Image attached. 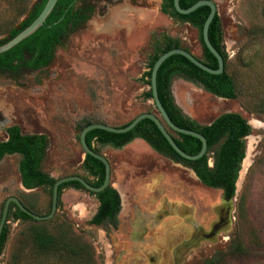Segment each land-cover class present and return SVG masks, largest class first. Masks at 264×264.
I'll return each mask as SVG.
<instances>
[{
  "label": "rangeland",
  "instance_id": "rangeland-1",
  "mask_svg": "<svg viewBox=\"0 0 264 264\" xmlns=\"http://www.w3.org/2000/svg\"><path fill=\"white\" fill-rule=\"evenodd\" d=\"M35 1L0 0V39ZM161 1L97 0L95 15L63 41L48 67L0 75V122L8 118L23 134L46 136L44 172L93 180L81 166L83 120L121 126L155 111L143 77L155 37H175L203 58L198 30L162 13ZM215 3L235 97L215 96L181 76L173 78L171 92L181 111L200 124L236 112L250 125L233 197L223 200L221 190L204 186L189 167L144 143L115 150L93 142L109 158L110 181L121 195L117 226L105 230L89 223L94 196L65 186L52 217L7 215L0 264H264V0ZM5 138L0 129V140ZM19 159L9 154L0 161V215L12 195L32 212L48 214L50 188H24ZM37 233L52 244L40 249Z\"/></svg>",
  "mask_w": 264,
  "mask_h": 264
},
{
  "label": "trees",
  "instance_id": "trees-1",
  "mask_svg": "<svg viewBox=\"0 0 264 264\" xmlns=\"http://www.w3.org/2000/svg\"><path fill=\"white\" fill-rule=\"evenodd\" d=\"M76 1L57 0L44 23L35 32L7 51L0 53V68L15 70L19 63L31 68L48 65L54 57V47L63 45L61 39L67 37L68 31L71 30L69 23L71 22L72 26H76L78 23L76 19L82 21V19L87 17L86 15H80V12L84 11L82 7L79 6L74 9ZM196 1L179 0V5L182 8H187ZM45 2L46 0L33 2L25 17L15 27L10 28L6 36L0 39V44L28 25L43 8ZM163 12L180 21L188 22L198 30L203 54V58L199 59L207 66L216 68V58L205 47L201 36L202 26L208 15L209 7L202 5L188 14H180L174 9L172 0H164ZM208 38L223 58V72L219 74L208 73L186 57L180 54H173L160 64L156 74L158 97L168 116L176 125L196 130L205 137L207 143L205 154L195 160L182 158L174 151L155 123L149 118L141 119L132 129L123 133H115L98 128L91 129L86 133L85 140L89 147L97 151L92 145L94 141L100 144H109L114 148H121L135 137H139L156 152L191 168L204 185L220 189L224 198L231 199L235 193V183L245 156L244 137L250 133V125L236 112H225L216 116L208 124H200L183 113L175 104L171 95L172 78L181 76L218 97H235L233 79L225 69L226 54L222 44V30L217 13L209 23ZM175 47H181L179 40L168 34H161L160 38L155 37L153 39L152 52L146 63L147 70L143 73V77H146L149 86L145 97H152L150 71L154 61L161 53ZM24 52H27V58H24ZM14 60L17 61L16 65H13ZM91 122V119H84L79 127L80 131ZM128 122L121 126H125ZM7 133V139L0 141V161L5 155L19 154L18 169L22 186L26 189L48 187L51 194L56 178L41 169V162L47 148L46 136L42 133L23 134L17 125L8 127ZM171 136L175 143L188 154L197 153L201 147V141L194 136L175 131H171ZM83 168L95 178L93 181L87 179L92 185L99 186L103 182L104 165L99 159L86 153ZM65 186H71L76 189L83 188L82 184L75 180L59 184L57 205H60V192ZM91 193L99 201V204L96 212L89 219V223L102 225L105 229L108 227V223L115 227L117 225V214L120 210V197L116 189L108 185L98 192ZM27 208L29 207L27 206ZM7 215L15 220H34L21 211L14 202L10 203ZM6 236L7 227L4 224L0 235V251L5 243ZM36 239L40 249L46 248L48 243L52 244L51 239L44 238L41 233H37ZM211 262L208 264L214 263Z\"/></svg>",
  "mask_w": 264,
  "mask_h": 264
},
{
  "label": "water",
  "instance_id": "water-1",
  "mask_svg": "<svg viewBox=\"0 0 264 264\" xmlns=\"http://www.w3.org/2000/svg\"><path fill=\"white\" fill-rule=\"evenodd\" d=\"M57 0H46L43 8L40 10V12L37 14V16L28 24L26 25L23 29H21L18 33H16L13 37L9 38L7 41L3 42L0 44V53L7 51L20 41H22L24 38L28 37L31 35L33 32H35L45 21L46 17L49 15L53 7L55 6ZM173 7L174 9L180 13V14H188L194 9H196L199 6L202 5H207L209 7V12L208 15L203 23L202 30H201V36H202V41L205 47L211 52V54L216 58L217 61V67L212 68L204 64L199 58H197L195 55H193L190 51L186 50L185 48L182 47H175L171 48L163 53H161L156 60L154 61L151 71H150V89H151V96H152V102L155 106V109L157 113H151V112H141L134 116L125 126H111L105 123L101 122H93L89 123L86 126H84L80 133H79V142L80 145L83 149L84 153L90 154L91 156L99 159L101 162L104 164V179L103 182L99 186H93L89 184L86 180H84L81 176L79 175H67V176H61L58 177L52 187V193H51V206H50V211L48 214L45 215H39L34 212H32L30 209H28L16 196H8L4 203H3V208L2 212L0 215V235L3 229V226L6 222L7 218V213H8V208L11 202H14L16 206L26 214H28L30 217L36 220H43V219H48L53 216V214L56 211L57 208V199H58V186L59 184L67 181H72L76 180L79 181L85 189L92 191V192H98L102 189H104L110 182V164L107 161V159L95 152L93 149H91L85 140V135L86 133L91 130V129H103L107 130L110 132H115V133H123L126 132L130 129H132L141 119L143 118H149L151 119L157 128L160 130L161 134L165 137V139L168 141L170 146L174 149V151L181 156L182 158L186 160H195L199 157H201L203 154H205L206 149H207V143L205 137L197 132L196 130L180 127L176 125L168 116L165 108L161 104V101L159 100L158 93H157V87H156V74L157 70L160 66V64L170 55L173 54H180L184 57H186L189 61H191L193 64L201 68L202 70L212 73V74H219L223 72L224 70V62L221 54L215 49V47L211 44L208 38V26L209 23L211 22L212 18L214 15L217 13V7L215 0H197L194 2L192 5H190L187 8H182L179 5V0H172ZM170 130L178 132V133H183L187 135L194 136L198 138L201 141V147L199 151L195 154H188L185 151H183L173 140ZM219 226V223H216L209 234L207 236L211 235L214 233Z\"/></svg>",
  "mask_w": 264,
  "mask_h": 264
},
{
  "label": "flooded vegetation",
  "instance_id": "flooded-vegetation-1",
  "mask_svg": "<svg viewBox=\"0 0 264 264\" xmlns=\"http://www.w3.org/2000/svg\"><path fill=\"white\" fill-rule=\"evenodd\" d=\"M37 1V0H36ZM95 2H97V0H93L92 2H82V0H77L76 2H75V5H74V9L76 8V7H82L83 8V10L84 11H81L80 12V15L81 16H83V15H86L87 17H85L84 19H82V21L80 20L79 21V19H76V21L78 22L77 23V25L76 26H72V23L70 22L69 23V27L71 28V30L70 31H68V33H67V37H65L64 39L62 38L61 39V41L63 42L65 39H67L68 38V36H70L73 32H75L76 30H78L80 27H83L84 25H85V23L93 16V15H95V13L97 12L96 11V6H95ZM163 3H164V0H162L161 1V3H160V10H161V12L162 13H165V12H163ZM102 7V6H101ZM52 11V10H51ZM167 14V13H166ZM59 46H61V45H56L55 47H54V57L52 58V60L50 61V63L48 64V65H46V66H42V67H39V68H31V67H26L25 65H23V64H21V63H19V65H18V67L15 69V70H8V69H1L0 68V75L2 74V75H8L9 77H16V76H18L19 74H21L23 71H42L43 69H45L46 67H48L51 63H52V61L54 60V58H55V55H56V50L58 49V47ZM27 56H28V54H27V52H24V58H27ZM16 63H17V61H13V65H16ZM174 78V77H173ZM173 78H172V80H173ZM172 80H171V83H172ZM171 95H172V92H171ZM216 96V95H215ZM172 97H173V95H172ZM151 99H152V97H151ZM173 100H174V98H173ZM174 102H175V100H174ZM176 104V103H175ZM154 105V104H153ZM154 109H155V106H154ZM146 112H148V111H146ZM149 112H151V111H149ZM151 113H157V111H156V109H155V111L154 112H151ZM130 121V120H129ZM91 123H93V121L91 122ZM101 123H103V122H101ZM106 124V123H105ZM13 124H9V119L8 118H4L1 122H0V129L6 134V138L5 139H7V137H8V133H7V128L8 127H10V126H12ZM86 126V125H85ZM171 131L172 130H170V134H171ZM32 134V133H31ZM135 138H139V137H135ZM134 138V139H135ZM5 139H3V140H5ZM141 139V138H140ZM133 140V139H132ZM131 140V141H132ZM143 140V139H142ZM0 141H2V140H0ZM144 141V140H143ZM95 143H97V144H99V145H102V146H105V147H107V146H110V147H112L111 145H109V144H100V143H98V142H96V141H94ZM130 142V141H129ZM129 142H127V143H129ZM145 142V141H144ZM126 143V144H127ZM146 143V142H145ZM125 144V145H126ZM147 144V143H146ZM92 145H93V142H92ZM125 145H123L121 148H114V147H112L113 149H115V150H118V149H123V147L125 146ZM148 145V144H147ZM149 146V145H148ZM93 147H94V145H93ZM150 147V146H149ZM91 148V147H90ZM95 148V147H94ZM91 149H93V148H91ZM96 149V148H95ZM150 149L153 151V153H156V154H159V155H162V154H160V153H158V152H156L155 150H153L151 147H150ZM97 151H95V152H97V153H99V154H101V155H103L106 159H107V161L109 162V164H110V173H111V162H110V160H109V158H107L103 153H100L99 151H98V149H96ZM85 154L86 153H84V158H85ZM162 156H164V155H162ZM164 157H166V156H164ZM84 158H83V161H84ZM166 158H168V157H166ZM169 160H171L170 158H168ZM83 161H82V164H81V166H82V169L94 180L95 178L92 176V175H90L84 168H83ZM171 161H173V160H171ZM173 162H175V161H173ZM103 163V162H102ZM176 163H179V162H176ZM210 163V162H209ZM182 164V163H181ZM104 165V164H103ZM183 166H185L184 164H182ZM192 172H193V174L195 175V173H194V171L191 169V168H189ZM71 175H78V174H71ZM67 176V175H66ZM79 176H81L84 180H86L87 181V179L88 180H91V179H89V178H86L85 176H82V175H79ZM110 176H111V174H110ZM195 177L197 178V176L195 175ZM58 178V177H57ZM56 178V179H57ZM93 180H91V181H93ZM197 180L201 183V184H203L198 178H197ZM76 181V180H75ZM79 182V181H78ZM88 182V181H87ZM89 184H91L90 182H88ZM92 185V184H91ZM108 185H111L114 189H116V191L118 192V194H119V197H120V209H121V204H122V199H121V195H120V193H119V191L117 190V188L115 187V186H113L112 185V183H111V181L109 182V184ZM107 185V186H108ZM204 185V184H203ZM83 186V185H82ZM94 186V185H93ZM204 186H206V187H209V188H213V187H210V186H207V185H204ZM73 188V187H72ZM73 189H76V188H73ZM77 189H81V188H77ZM82 189H85V187L83 186V188ZM213 189H218V188H213ZM86 191H88L90 194H92L91 192L92 191H89V190H87V189H85ZM220 190V189H219ZM221 193H222V191H221ZM93 195V194H92ZM94 196V195H93ZM94 198H95V200H96V202H97V206H96V210H97V207H98V204H99V201L96 199V197L94 196ZM222 198H223V200H230V199H226V198H224L223 197V195H222ZM96 210H95V212H96ZM94 212V213H95ZM119 212H120V210H119ZM94 213L92 214V216L94 215ZM118 215H119V213L117 214V224H118ZM91 216V217H92ZM222 221H223V218H220L216 223H219V225L222 223ZM215 223V224H216ZM214 224V225H215ZM103 229H105V227H103L102 225H100ZM117 226V225H116ZM115 226V227H116ZM109 227H113V228H115L111 223H108V227L105 229V230H108L109 229ZM210 233V232H209Z\"/></svg>",
  "mask_w": 264,
  "mask_h": 264
},
{
  "label": "crops",
  "instance_id": "crops-1",
  "mask_svg": "<svg viewBox=\"0 0 264 264\" xmlns=\"http://www.w3.org/2000/svg\"><path fill=\"white\" fill-rule=\"evenodd\" d=\"M136 142H140V143H144V144H146L142 139H140V138H135V139H133L132 141H130L129 143H127L124 147H123V149H125V148H127V147H129V145H132V144H134V143H136ZM147 145V144H146ZM148 146V145H147ZM149 147V146H148ZM150 148V147H149ZM151 150V149H150Z\"/></svg>",
  "mask_w": 264,
  "mask_h": 264
}]
</instances>
